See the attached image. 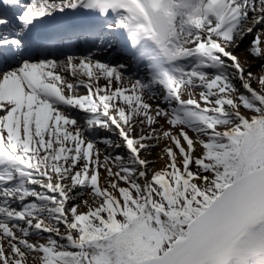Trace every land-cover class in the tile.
I'll use <instances>...</instances> for the list:
<instances>
[{"label": "snow or ice", "instance_id": "6c2138e0", "mask_svg": "<svg viewBox=\"0 0 264 264\" xmlns=\"http://www.w3.org/2000/svg\"><path fill=\"white\" fill-rule=\"evenodd\" d=\"M0 264H264V0H0Z\"/></svg>", "mask_w": 264, "mask_h": 264}]
</instances>
